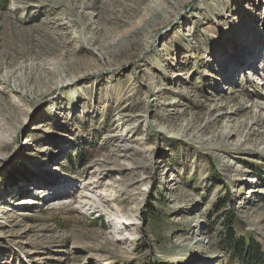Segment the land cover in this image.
<instances>
[{
    "label": "rangeland",
    "instance_id": "374dc122",
    "mask_svg": "<svg viewBox=\"0 0 264 264\" xmlns=\"http://www.w3.org/2000/svg\"><path fill=\"white\" fill-rule=\"evenodd\" d=\"M169 2L111 33L117 0H0V264H240L229 227L264 249V0ZM57 37L75 63L13 87Z\"/></svg>",
    "mask_w": 264,
    "mask_h": 264
},
{
    "label": "bare ground",
    "instance_id": "6f19581e",
    "mask_svg": "<svg viewBox=\"0 0 264 264\" xmlns=\"http://www.w3.org/2000/svg\"><path fill=\"white\" fill-rule=\"evenodd\" d=\"M71 2H77L76 6L80 8L79 13L80 14H86L84 9L88 7L87 2L85 1H78V0H70ZM118 2H121L122 8L120 9V18L119 22L115 27L110 28L109 32H117L119 26L121 25H133L134 30L139 29H145L144 25L147 22H150V20L154 18H163L164 20H168L171 18L172 13L171 11H168V4H172L169 2V0H148L146 2L145 0H117ZM171 1V0H170ZM184 1V0H183ZM70 14V13H69ZM203 14V12H202ZM139 17L140 21L136 22L134 20L135 17ZM220 19H222V15H217ZM224 19V18H223ZM70 23L74 24L73 20H68ZM82 31L79 36H74V39L78 42L88 43L92 41V37L87 35V30L84 26L80 29ZM130 31L127 30L125 32H122L123 34H127ZM63 34V33H60ZM188 35H192V33H187ZM62 36V35H60ZM69 42L67 39H60L59 37L55 38V43L57 44V49L61 52V58L56 59L53 62H50L48 64L44 63L41 64L40 61H37V58L40 57H34L31 63H28L25 67L28 69L24 74H21L20 76L13 77L15 80V84L13 87L20 88V92L25 94L30 93H36L40 94V96H44L47 91L51 90V87L55 85L53 82V76H56L57 74L61 73V71H64V69L69 68V66H72L76 59H77V46L75 44L69 45ZM64 58H68V60L63 61ZM25 63V62H24ZM43 63V62H42ZM65 69V70H66ZM21 71V70H20ZM12 75H14L13 71L10 70L7 72L6 79H3L6 83H8V79L12 78ZM72 80L68 81H58L57 87L64 86L67 84V82H71ZM32 83V86H29V84ZM11 84V83H10ZM12 87V86H11ZM44 88V89H42ZM11 90V89H10ZM70 114H67L65 116H59L58 119L62 123H67ZM260 115V114H259ZM116 141L119 143V148L121 150H125L127 147L130 146V134L129 132L125 133L122 132L119 134L116 138ZM117 143V144H118ZM2 150V149H1ZM119 153V152H118ZM124 215V214H123ZM125 216V219L127 220Z\"/></svg>",
    "mask_w": 264,
    "mask_h": 264
},
{
    "label": "trees",
    "instance_id": "16d2710c",
    "mask_svg": "<svg viewBox=\"0 0 264 264\" xmlns=\"http://www.w3.org/2000/svg\"><path fill=\"white\" fill-rule=\"evenodd\" d=\"M220 205V204H219ZM233 227H229L226 238L223 240L229 253L235 256L240 264H264V249L260 242L238 236ZM166 264V263H156Z\"/></svg>",
    "mask_w": 264,
    "mask_h": 264
}]
</instances>
